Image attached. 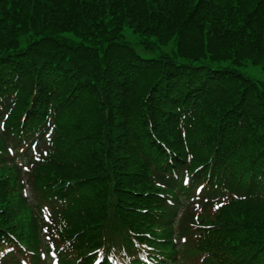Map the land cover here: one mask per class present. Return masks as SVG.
<instances>
[{
  "label": "trees",
  "instance_id": "obj_1",
  "mask_svg": "<svg viewBox=\"0 0 264 264\" xmlns=\"http://www.w3.org/2000/svg\"><path fill=\"white\" fill-rule=\"evenodd\" d=\"M248 63L264 68V0H0V264H264V90ZM238 176L260 178L248 198L231 196ZM203 177L208 203L177 220L167 202Z\"/></svg>",
  "mask_w": 264,
  "mask_h": 264
},
{
  "label": "rangeland",
  "instance_id": "obj_2",
  "mask_svg": "<svg viewBox=\"0 0 264 264\" xmlns=\"http://www.w3.org/2000/svg\"><path fill=\"white\" fill-rule=\"evenodd\" d=\"M126 40L133 46H135L138 51L145 57V58H151L156 56L155 54H148L145 53L140 46L137 45L138 43V36L133 34V32L129 29H126L124 31ZM240 72L245 75L246 77H249L261 84V86L264 88V69L261 66H256L252 64H247L244 67L239 68Z\"/></svg>",
  "mask_w": 264,
  "mask_h": 264
},
{
  "label": "snow or ice",
  "instance_id": "obj_3",
  "mask_svg": "<svg viewBox=\"0 0 264 264\" xmlns=\"http://www.w3.org/2000/svg\"><path fill=\"white\" fill-rule=\"evenodd\" d=\"M3 127V125L2 124H0V128H2Z\"/></svg>",
  "mask_w": 264,
  "mask_h": 264
}]
</instances>
